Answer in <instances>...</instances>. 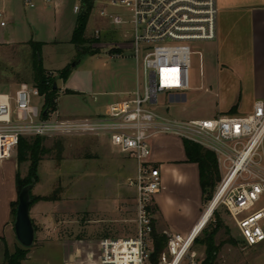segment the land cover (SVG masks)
I'll list each match as a JSON object with an SVG mask.
<instances>
[{
    "label": "built area",
    "instance_id": "obj_1",
    "mask_svg": "<svg viewBox=\"0 0 264 264\" xmlns=\"http://www.w3.org/2000/svg\"><path fill=\"white\" fill-rule=\"evenodd\" d=\"M83 3L75 0L74 15ZM110 5L126 13L108 15L103 8L98 14L110 18L112 26L125 28V44L136 64L135 90L104 113L85 118H62L46 109L34 86L20 85L13 96L0 94V161L15 157L20 139L106 140L135 163V174L126 183L135 195L134 235L102 238L98 254L88 253L86 260L93 264H153L152 202L162 190V182L159 167L151 161V141L160 136L186 140L215 155L220 179L202 213L212 208L208 221L198 229L201 215L187 234L163 232L166 243L157 264H202L194 245L218 208L227 212L245 247L264 245V104L255 103L245 116L191 120L168 117L154 108L160 96L185 97L190 90L191 57L201 55L191 44L215 40V0H110ZM35 99L41 101V107L33 104ZM124 252L127 258L122 261Z\"/></svg>",
    "mask_w": 264,
    "mask_h": 264
},
{
    "label": "rangeland",
    "instance_id": "obj_2",
    "mask_svg": "<svg viewBox=\"0 0 264 264\" xmlns=\"http://www.w3.org/2000/svg\"><path fill=\"white\" fill-rule=\"evenodd\" d=\"M91 1L93 6L85 30V38L90 43L82 47L94 51L96 54L93 55L79 53L69 42L76 20V16L72 13L75 0H66L58 8L53 6L48 8L41 3V19L39 22L29 20L30 25H26V22L30 15H34L39 10L37 5L32 8L29 5L23 6L21 0H0V13H2L0 23L6 26L0 27V43L9 40L12 32L19 33L20 37L25 36V29L28 27L27 30H31L30 36L33 40L47 43L41 50V59L50 73L56 76L67 66L70 67V72L77 68L76 72L87 73L89 81L88 84L83 82L87 88L84 92L75 94L63 92L60 95L57 110L62 118H84L92 114H102L105 109L104 104L128 98L117 93L132 92L136 87V64L132 58V51L125 44V28L112 26L110 18H102L98 14L103 8L108 15H124L125 10L111 7L110 0ZM55 41L57 43H54ZM191 47L201 55L191 57L190 90L184 93L185 97L168 99L167 95L160 96L158 106L154 108L159 114L180 120L212 119L223 114L214 105V87L208 93L203 84L213 59L211 55H206L204 42L192 43ZM27 51H29L27 48L0 46V93L7 92L6 87L2 85H4V74L10 68L8 58L14 52L15 55L21 56ZM55 84L56 87H63L61 80H56ZM201 85L202 89H199ZM33 104L41 107L40 100L35 99ZM32 139L27 138L28 141ZM180 142L181 140L171 136L157 141L164 159L180 160V163L187 165L191 172L186 175L183 172L178 174L179 179L175 174L170 176L166 185V195L174 197L169 205L172 212L167 223L169 233H181L195 216L198 218L202 215L220 179L218 169L219 178L209 193L204 196L201 194L197 215H194L187 202H191L193 206L197 205L195 199L199 197L200 187L195 174L198 168L196 164L187 162ZM41 146L46 153L41 157L37 167V182L31 190V195L51 196L55 197V201H61L55 215L57 220L54 221L60 224L56 228L53 222L41 224V243L52 242L54 239L75 242L84 250L87 247L89 253L97 255L98 243L103 237L129 238L134 235L133 197L135 195L132 189L126 186L127 179L135 174L133 160L113 147L104 149L102 139L91 137L44 138ZM29 166L30 161L19 165L20 178L27 175ZM50 207L41 204L42 210ZM155 212L153 208V214ZM12 221L14 222V217ZM219 222L221 226L214 237L215 245L219 248L213 264H264V245L245 247L232 220L222 208L214 211L196 239L194 250L202 263L206 255L201 241L204 235L212 232ZM154 226L158 234L163 233L162 221L158 216L155 218ZM35 228H38V238L39 226ZM15 248H21L17 241ZM2 254L3 252L0 264H4ZM45 257L51 264L61 262V252L50 245L41 249V264Z\"/></svg>",
    "mask_w": 264,
    "mask_h": 264
},
{
    "label": "crops",
    "instance_id": "obj_3",
    "mask_svg": "<svg viewBox=\"0 0 264 264\" xmlns=\"http://www.w3.org/2000/svg\"><path fill=\"white\" fill-rule=\"evenodd\" d=\"M21 1L23 6L29 3L33 5L32 8L37 5V9H39L34 15L29 16L30 18H28L26 25H30L29 20H35L34 22L40 21L41 3L48 8L51 6H53V8H58V6L63 4L66 0ZM215 3L217 8L216 38L213 42L205 43V53L206 55H211L213 60L210 62L208 74L203 84L206 87L205 91L208 93H210L214 87V105L223 113L221 115L237 116L240 114L245 116L252 111L255 103L261 102L264 104V0H215ZM0 14L2 16V13ZM12 23H14V20H12ZM0 27L4 28L6 26L0 25ZM27 29H25V36L20 37L19 33L14 34L12 32L9 40L0 43V46L27 48L29 50L25 55L23 54L21 56L15 55L16 52H14L11 54V57L8 58L10 60V68L9 71H6L4 74V85H2L6 87L7 92L0 94L13 96L20 85L33 86V65L35 57L32 44L42 43L44 46L47 43L41 42V40H33L32 36H30L31 30ZM54 43L57 42L55 41ZM39 60L42 62L44 70L50 73L51 71L44 67L41 57ZM76 71L77 68H74L72 72L75 73L70 72L67 81L63 82L62 88L57 87L59 91L56 99L55 112L58 115H60L57 110L58 99L63 92L67 94L66 91H70L72 94H75L84 92L87 89L86 84H83V82L88 84L89 78L87 73ZM199 89H202V85ZM130 93L131 92H119L117 94L128 96ZM120 101H112L104 104V111L109 105ZM96 115L98 114H92L88 117ZM163 137L166 138V136H160L151 141V161L159 167L162 182V190L154 196L152 206L156 210L154 213V216H156L154 218L158 216L162 221V232L169 233L167 223L170 214H172L169 208L171 206L169 205L174 197L166 195V185L168 184L170 176L175 174L177 179H179L180 175L178 174L183 172L186 175V173L191 172L187 165H183L182 162L180 163V160L171 161L164 159V155L157 143V141ZM102 143L104 149L111 147L106 140H102ZM180 143L183 151L182 141ZM181 159H183V157H181ZM18 170L19 165L15 157L0 161V241L3 240V243L0 242V258L4 247L12 251L17 241L13 229L11 204L17 200L16 175ZM190 170L194 171V169L191 168ZM195 176L197 182H199L197 171ZM198 190L199 197H197V200L195 199L197 205L193 206L191 202H187L189 197L186 198V202L190 205L189 207L193 210L194 215H197V208L201 199V191L199 188ZM35 196L41 197V195ZM60 202L61 201H38L31 205L30 218L35 227L39 226V235L37 238L38 228H36L34 233V235H36L34 236L32 244L33 247L31 246L29 248L26 260L23 264H41V249H44L45 246L48 245L61 252L60 264H93L86 260V255L89 253L87 250L88 248L86 247V250H84L75 242L71 243L65 240L54 239L52 242L41 243V224L53 222L55 223V228L60 224V222H54L57 220L55 215L57 213V206H60ZM41 204L51 207L42 210ZM179 211L181 212V210ZM198 219L199 216L198 218L195 216L193 221L183 229L180 234H187L197 223ZM126 258L127 254L124 252L121 260L125 261ZM43 261L42 264H51L46 257Z\"/></svg>",
    "mask_w": 264,
    "mask_h": 264
},
{
    "label": "trees",
    "instance_id": "obj_4",
    "mask_svg": "<svg viewBox=\"0 0 264 264\" xmlns=\"http://www.w3.org/2000/svg\"><path fill=\"white\" fill-rule=\"evenodd\" d=\"M92 1L84 0V3L81 7L80 12L75 15V25L71 34L70 44L73 45L81 54H96L94 51L85 49L84 45L90 43L89 40L85 38V30L87 27L88 19L92 10ZM43 44L35 43L32 44L33 53L35 57L33 65V86L38 90L41 97H43L44 105L46 109L51 111L56 110V99L58 97L59 89L56 87V80H61L66 82L70 75V67L67 66L61 71H59L56 76L52 73H48L44 70L42 62L39 60L41 57V48ZM67 94H72L70 91H66ZM44 138L36 137L32 141L27 139H20L17 147L16 160L18 165L30 161V166L27 172V175L24 178L19 177V173L16 175V187H17V196L20 193L21 189L31 183H36V170L41 160V157L46 153L45 149L41 146V141ZM183 150L187 162L194 163L198 168V177H199V187L202 196L212 190L216 180L219 178V172L217 167V162L215 155L203 149L197 144L191 143L189 141L183 140ZM33 203L38 201H55V197H34L31 195ZM32 203V204H33ZM17 207V200L11 204V213L12 218H15V212ZM14 223V222H13ZM220 222L215 227V229L204 235L201 244L205 248V261L202 264H213L215 254L218 251V246L215 245V234L220 228ZM34 232L36 231L35 226ZM152 237L154 240V252L152 255V263L157 264L158 256L163 251L164 245L166 243V236L164 234H158L153 229ZM106 238V237H103ZM197 241V240H196ZM3 243V240L0 241ZM21 247V246H20ZM29 248H15L13 252H10L6 247L3 250V260L4 264H23L26 260V256Z\"/></svg>",
    "mask_w": 264,
    "mask_h": 264
},
{
    "label": "water",
    "instance_id": "obj_5",
    "mask_svg": "<svg viewBox=\"0 0 264 264\" xmlns=\"http://www.w3.org/2000/svg\"><path fill=\"white\" fill-rule=\"evenodd\" d=\"M75 67V65H72ZM45 115V113H44ZM35 183L25 186L17 196V207L13 223L14 234L17 242L23 248H30L34 241V227L30 218V207L33 203L30 192Z\"/></svg>",
    "mask_w": 264,
    "mask_h": 264
},
{
    "label": "bare ground",
    "instance_id": "obj_6",
    "mask_svg": "<svg viewBox=\"0 0 264 264\" xmlns=\"http://www.w3.org/2000/svg\"><path fill=\"white\" fill-rule=\"evenodd\" d=\"M211 210H212V208H210L206 213H204L202 215V219H201V222L198 226V229L201 228L208 221V219L210 217Z\"/></svg>",
    "mask_w": 264,
    "mask_h": 264
}]
</instances>
